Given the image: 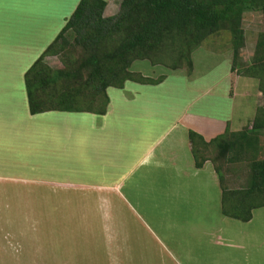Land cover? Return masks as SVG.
<instances>
[{
  "label": "crops",
  "instance_id": "obj_1",
  "mask_svg": "<svg viewBox=\"0 0 264 264\" xmlns=\"http://www.w3.org/2000/svg\"><path fill=\"white\" fill-rule=\"evenodd\" d=\"M80 1L0 0V181H29L24 176L30 171L38 173L33 155L42 154L46 132L56 143L62 128L68 143L55 145L68 149V156L80 150L78 165L85 169V179L73 188L83 192L86 200L95 198L98 202L100 221L79 222L87 227L98 225L105 236L100 243L97 238L95 251L104 257L97 264H156L158 255L169 264H264V208L254 210L247 223L224 216L222 188L214 165L208 161L196 168L189 140L190 131L210 142L227 128L232 132L251 128L257 110L264 107L257 80L254 117L243 120L251 109L241 108L239 115L231 117L234 120L221 111L212 115L198 110L199 105L203 109L214 107L223 100H230L234 108L238 86L244 91L253 87V78L244 76L235 77L232 87L231 49V67L224 77L229 99L222 94L201 99L213 90L200 79L191 88L174 87L172 77L179 70L169 69L158 84L128 81L123 88H109L104 115L30 113L25 74L60 34L66 24L63 21L61 25V20L69 18ZM105 1L104 17L115 16L122 0ZM254 50L255 44L247 45L245 40V64H250ZM193 64L192 74L180 69L187 74L186 83L196 70L194 58ZM131 72L161 78H152L145 71ZM251 96L244 93L245 98ZM81 127L84 148L74 135ZM36 260L37 264L51 262L40 244ZM56 261L51 264L60 263Z\"/></svg>",
  "mask_w": 264,
  "mask_h": 264
},
{
  "label": "trees",
  "instance_id": "obj_2",
  "mask_svg": "<svg viewBox=\"0 0 264 264\" xmlns=\"http://www.w3.org/2000/svg\"><path fill=\"white\" fill-rule=\"evenodd\" d=\"M105 0H81L60 34L25 74V87L32 115L47 112L95 113L104 115L107 90L123 88L128 81L158 84L131 72L136 61H149L170 70H194L193 53L210 37L221 32L231 36L235 77L258 80L264 95V32L258 33L250 64H245L244 15L264 13V0H122L119 12L104 17ZM79 50V53L77 51ZM64 57L63 68H52L47 59ZM264 107L257 110L251 128L227 130L207 142L189 132L196 168L210 161L220 179L222 213L244 223L253 211L264 208ZM215 154V156H214ZM249 157V175L243 188L225 186L220 162H240Z\"/></svg>",
  "mask_w": 264,
  "mask_h": 264
},
{
  "label": "rangeland",
  "instance_id": "obj_3",
  "mask_svg": "<svg viewBox=\"0 0 264 264\" xmlns=\"http://www.w3.org/2000/svg\"><path fill=\"white\" fill-rule=\"evenodd\" d=\"M108 13L112 12L109 10ZM69 18L61 20V25ZM55 23L58 24L59 21H55ZM243 27L247 29L245 30L247 45H254L258 38V31L264 29V13L260 11L247 12L244 15ZM230 49L231 36L228 32H221L210 37L192 55L196 64L194 75L191 76V80H194H188L186 83L185 78L188 79L186 72L179 70L173 74L172 84L181 89H184L186 85L191 88L200 79L202 84H206V87L209 86L211 91L213 90L211 95L210 93L206 94L201 99H207L214 94L219 97L222 94L228 98L226 92L228 85L226 89L224 77L228 75L231 67L230 57H228ZM241 54L243 53L241 52ZM47 63L55 69L63 68L64 57L62 55L50 57L47 59ZM131 71H145L152 78H159L169 73V68L163 65L155 67L149 61L143 60L134 62ZM251 82H253L251 83L253 87L246 86L245 91L242 85L238 86L237 93L239 95L236 98V107H231L230 100L227 103L222 99L223 101L219 104L214 102L216 105L218 104L214 107H205L207 102L205 104L202 101L205 108H200L199 105L198 110L210 112L212 115L221 111L224 115H228L230 120H234L231 117L234 114L239 115L238 112L243 108L251 109V114L250 112L249 114L244 113L243 120L254 117L258 84L254 79ZM203 88L204 86H202ZM198 90L199 92L204 91ZM246 92L252 95L249 99L244 97ZM186 94L191 95V93ZM187 102L191 103L189 100ZM60 125L62 127V121ZM234 127L240 129L237 125ZM74 132L76 131L71 134L73 135ZM61 133L63 134L60 140L53 143L46 132L42 154L33 155L32 164L38 169V173L30 171L27 176H24L28 177L29 181H0V264H37L38 244L41 245L43 253L51 257L49 264L54 260L60 262L59 264H67L74 259L76 260L71 264H97L96 262H101L104 259L95 251L97 238L98 243H100L99 239L101 241L105 239L101 228L94 225L101 219L96 209L98 202H95V198L86 200L82 197L83 192L78 188H73L75 184H79L78 181L82 182L85 179V169L83 165H78L81 152L76 150L77 152L74 151L73 156H68V149L56 146L55 144L58 142L68 143L65 138L67 133L62 128ZM76 134L78 144L84 148V127H81L74 135ZM261 147V156H263L264 131L261 134ZM76 153H78L77 157ZM220 164L226 187L230 189L245 187L249 175V157L240 162L228 164L222 160ZM61 185L67 186L62 187ZM79 222H93L94 224L87 227L86 224H79ZM156 264H169V262L162 260L158 255Z\"/></svg>",
  "mask_w": 264,
  "mask_h": 264
}]
</instances>
